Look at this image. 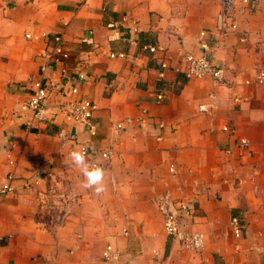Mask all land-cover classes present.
<instances>
[{
    "label": "crops",
    "instance_id": "crops-1",
    "mask_svg": "<svg viewBox=\"0 0 264 264\" xmlns=\"http://www.w3.org/2000/svg\"><path fill=\"white\" fill-rule=\"evenodd\" d=\"M219 10V0H0V184L11 172L14 187L0 197V264H264V84L244 83L264 70V0L236 13L237 30L214 50L228 83L172 68L158 75L160 59L175 65L197 51L199 31L214 32ZM57 35L68 56L52 60L44 77L57 83L62 69L73 77L52 87L48 120L27 127L30 113L20 105ZM143 44L164 50L152 54ZM211 91L216 103L201 112ZM78 98L96 105L93 131L59 110ZM240 138L249 153H228ZM81 144L113 154L108 161L85 155L103 164L99 196L82 187L70 161ZM165 191L191 204L182 227L204 234L200 251L162 230L154 199ZM232 215L244 225L239 237ZM106 243L120 251L118 262L102 260Z\"/></svg>",
    "mask_w": 264,
    "mask_h": 264
},
{
    "label": "built area",
    "instance_id": "built-area-1",
    "mask_svg": "<svg viewBox=\"0 0 264 264\" xmlns=\"http://www.w3.org/2000/svg\"><path fill=\"white\" fill-rule=\"evenodd\" d=\"M239 1L241 5L236 8V0H219L220 10L216 16L214 32H209L206 28L201 29L198 33L196 42L197 51L181 54L175 65H170L168 60L165 58L160 59L158 75L163 76L165 70L172 68L175 72L182 73L187 79L210 78L214 85L228 83L224 63L216 61L214 50L221 46V38L237 30L238 23L236 13H244L251 2V0ZM29 36V34H26V37ZM211 37L215 38L213 45H210L208 42V39ZM246 39L247 36L245 33H241L239 40L245 41ZM53 41L54 44L50 50H45L40 53L41 58H43L40 65V76L31 80L32 91L28 98L20 105L21 111H28L30 113V118L24 120L25 126L27 127L32 126L34 122H45L48 120V117L46 116V112L48 110L46 101L52 93V87L55 89L61 88V84L63 82L68 81L73 77L71 74H68L69 72L65 69L60 71L61 80L57 81V83H52L51 78L46 77V79L44 77L47 67L50 65L52 60H63L68 56L67 51L63 48L61 36H54ZM262 44L264 43H260V45ZM142 49L154 54L157 51H163L164 47L162 45L143 44ZM109 56L124 57L125 53L111 52L109 53ZM76 76L80 79L84 78V74L82 72H77ZM251 82H255L258 85L264 84V70H259L253 81L250 79H246L244 81L245 84H249ZM69 93L78 94L77 87L70 86ZM163 97L164 93L158 92L156 94V102H160ZM238 100L239 97H234V101L237 102ZM215 103L216 94L211 91L208 93V100L200 103L198 105V109L201 112H210ZM95 108L96 105L92 101L85 98H78L73 101L69 100L59 106V110L64 113L67 118L84 123L90 131H93L95 126L90 120ZM52 118H54V116ZM130 120L131 118L129 117L126 119L128 122ZM159 125L162 126V123H159ZM116 127L120 128L121 122L116 123ZM222 130L229 131L230 129L227 125H223ZM60 134L62 135V139H65L63 131H61ZM233 147L239 150V154H242L243 152H246L247 154L249 153V142L245 138L238 139L233 146H228L226 151L231 153ZM80 151L85 155L91 154L93 157L99 155L107 161L113 156L109 149L97 150L87 144H81ZM88 162L99 167L103 166V164L97 163L95 160H88ZM13 163V160L10 159L9 164L13 165ZM169 170L174 172L175 165L171 163L169 165ZM12 179L13 175L9 172L5 181L0 184V197L13 190L14 187L12 185ZM41 180L42 177L37 176L33 183L38 184ZM51 193L54 196L55 189H52ZM154 202L161 214L162 230L167 235L178 238L182 248L200 251L204 245V234L201 231L186 228L187 226L182 227L181 219H190L192 217L191 204L182 199H173L168 191L158 194L155 197ZM60 215L62 219V216H65L66 213H61ZM184 225H187V222L184 223ZM229 225L232 233L236 237H239L242 234L244 225L239 216L232 215L229 220ZM123 234H127V231L124 230ZM157 253L158 252L155 250L154 254L157 255ZM120 256V251L116 249L112 243H106L101 250V258L105 262H118L120 260Z\"/></svg>",
    "mask_w": 264,
    "mask_h": 264
},
{
    "label": "clouds",
    "instance_id": "clouds-1",
    "mask_svg": "<svg viewBox=\"0 0 264 264\" xmlns=\"http://www.w3.org/2000/svg\"><path fill=\"white\" fill-rule=\"evenodd\" d=\"M71 163L79 168L84 180L82 187L84 189L92 190L97 196L104 192V170L97 166L90 164L85 159V154L80 151H72L69 154Z\"/></svg>",
    "mask_w": 264,
    "mask_h": 264
}]
</instances>
